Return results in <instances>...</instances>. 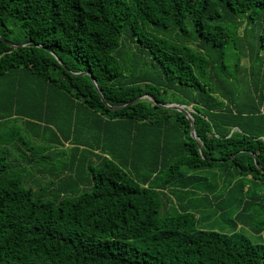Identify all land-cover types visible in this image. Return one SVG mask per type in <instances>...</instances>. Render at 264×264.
<instances>
[{
    "label": "trees",
    "instance_id": "trees-1",
    "mask_svg": "<svg viewBox=\"0 0 264 264\" xmlns=\"http://www.w3.org/2000/svg\"><path fill=\"white\" fill-rule=\"evenodd\" d=\"M261 51L264 0H0V264H264Z\"/></svg>",
    "mask_w": 264,
    "mask_h": 264
},
{
    "label": "rangeland",
    "instance_id": "rangeland-1",
    "mask_svg": "<svg viewBox=\"0 0 264 264\" xmlns=\"http://www.w3.org/2000/svg\"><path fill=\"white\" fill-rule=\"evenodd\" d=\"M240 34H242L243 32V26L240 28ZM261 54H264V51H261ZM241 62L245 65H248L249 61L248 58L246 56H241ZM205 174V173H204ZM208 179V178H207ZM218 181H220L221 183V179L217 178ZM204 183H206V181H204ZM199 196V197H198ZM202 196L201 193L196 194L195 196L192 197L193 201H198L199 198ZM226 197V202H228L229 200L231 201L233 199V195L232 196H224ZM229 197V198H228ZM167 210L170 213H175L177 211H179L178 209V205L177 203L173 202L170 203V205L167 207ZM227 216H229V213L223 214L222 216H220L218 213L215 214V211L211 210V209H204L202 208V210H200L198 212V226H202V227H206L209 228L211 226V224L214 222H217L218 226H221V219L227 220ZM208 217H210L212 222H208ZM223 231L225 232V230H229V225H223ZM243 231L255 242L259 241L260 239L264 241V233L260 234L259 238L258 236L254 235L253 233L249 232V230L247 231V229H243Z\"/></svg>",
    "mask_w": 264,
    "mask_h": 264
},
{
    "label": "water",
    "instance_id": "water-1",
    "mask_svg": "<svg viewBox=\"0 0 264 264\" xmlns=\"http://www.w3.org/2000/svg\"><path fill=\"white\" fill-rule=\"evenodd\" d=\"M19 45H24V43L23 44H19ZM15 46H17V45H15ZM146 96L148 98L154 100L150 95H146ZM154 102L157 103L156 101H154ZM160 105L163 106V107H170V108H173V109H176V110H179V111L183 112L187 116L189 121H190V134H191L192 137H195V131H194L193 127H192V116L190 115L189 111L184 108L183 105H179V104H175V103L160 104ZM110 107L111 108H121L122 106H110ZM199 148H200V144H199Z\"/></svg>",
    "mask_w": 264,
    "mask_h": 264
}]
</instances>
